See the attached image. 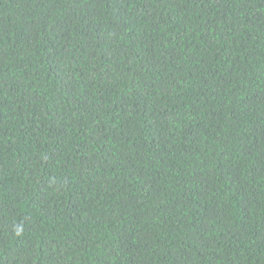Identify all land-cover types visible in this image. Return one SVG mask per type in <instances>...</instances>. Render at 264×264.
Instances as JSON below:
<instances>
[{"label":"trees","instance_id":"obj_1","mask_svg":"<svg viewBox=\"0 0 264 264\" xmlns=\"http://www.w3.org/2000/svg\"><path fill=\"white\" fill-rule=\"evenodd\" d=\"M0 264H264V0H0Z\"/></svg>","mask_w":264,"mask_h":264}]
</instances>
